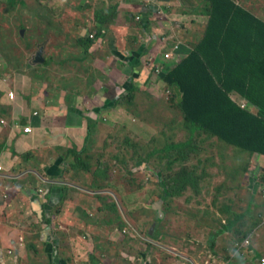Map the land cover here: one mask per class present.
Segmentation results:
<instances>
[{
	"label": "crops",
	"instance_id": "0c3cea01",
	"mask_svg": "<svg viewBox=\"0 0 264 264\" xmlns=\"http://www.w3.org/2000/svg\"><path fill=\"white\" fill-rule=\"evenodd\" d=\"M108 1L78 0L71 4L75 13L64 6V13L58 19L36 9V21L32 23L31 38H28L36 49L23 48V32L21 39L12 40L20 47L21 55L15 56L21 59H11L12 68L3 66L0 69V73L6 69L16 72L9 82H0V264H153L157 259L166 264L158 249L181 254V248L162 245V236L150 233L160 245L156 250L152 249L156 256L153 258L150 256L152 244L135 246L125 238L130 235L128 229L113 230L119 217L118 213L112 212V201L117 198L115 195L118 196L119 186L114 184V179L94 178L93 174L73 168L74 158L69 155V150H72L71 144L79 148L85 145L90 118L99 121L103 127H110L115 136L119 130L116 126L123 125L141 137L137 130L148 126L152 120L158 123L157 115L162 110L164 115L171 116L167 104L170 88L163 75L201 41L209 3L205 0H118L117 14L104 24L95 20L93 8L108 5ZM243 7L252 12L249 7ZM91 34L94 37L92 41L87 40L86 45L78 42L79 37H90ZM41 45L44 46V61L33 63ZM77 47L84 49L78 52ZM167 54L171 55L170 59L166 58ZM9 56L11 58L12 53ZM53 58L62 63L55 65ZM21 61L31 68L19 72L17 65ZM41 64H45L44 67H39ZM20 73L29 75L31 82L25 77L20 80L17 76ZM151 86H157V91L165 89L162 94L153 91L150 94L157 100L164 97L166 108L158 114L148 109L150 116L143 117L139 110L141 98ZM10 93L14 94L13 99L9 97ZM124 99H127L126 103H123ZM129 99L135 100L133 109ZM238 101L246 104L244 99ZM108 112L120 120L112 121L105 115ZM126 115H131V120L117 124ZM168 117L161 119L165 122ZM136 124L140 126L134 127ZM25 126H30L32 132L25 133ZM168 133L175 134L171 130ZM177 137L181 135L177 134ZM206 142L210 147L213 144L222 148L216 138ZM93 145L96 147L97 141ZM79 148L78 152H82ZM213 158L207 167L208 183L217 185V178L222 175L220 184L225 187L230 178L219 170L225 165V158L217 150ZM240 160L233 167L244 175L232 190L234 194L223 197L227 203L225 208L229 209L225 214L227 217L212 208L213 217L215 213L216 217H224L223 220L233 218L241 226L253 222L246 228L250 234L242 241L252 243L238 252L241 256L238 260L240 264H260L264 260L259 244L260 237L264 238V198L261 193L264 156L255 154ZM215 168L219 172H215ZM99 186L111 188L100 190ZM64 187L81 195L70 192L64 203ZM236 192L241 196L240 200H236ZM104 194H110L113 200ZM122 199L130 204L127 195ZM105 200L112 209L106 214L101 207ZM231 201L239 204L238 208L244 207V211L230 215L228 204ZM160 215L162 218L164 213ZM105 216H116V222L107 221ZM223 224L227 223L223 221ZM160 260L158 264H162ZM190 264L200 262L192 260Z\"/></svg>",
	"mask_w": 264,
	"mask_h": 264
},
{
	"label": "rangeland",
	"instance_id": "374dc122",
	"mask_svg": "<svg viewBox=\"0 0 264 264\" xmlns=\"http://www.w3.org/2000/svg\"><path fill=\"white\" fill-rule=\"evenodd\" d=\"M117 1L118 0H109L108 2H106L108 3V5L99 6L98 8H93L95 20H96L97 12L107 13L109 11L107 18L112 17L114 11L117 14V11L119 10ZM236 1L240 2L241 5L245 6L246 8L249 7L252 10V12L258 14L261 18L264 19V0H236ZM75 3H78V0H66L65 8L68 7V9L72 11V7H73L72 5H74ZM36 6L37 5L35 3V0H0V30L3 33V34L0 33V69L3 66L12 68L11 59L13 60L21 59L15 56L16 54L21 55V50H19L20 47H17L18 45H16L15 42H13L12 40L15 41L21 39L20 36L23 37L21 34L22 32H24L23 33L24 44L26 45V46L24 45L23 48L32 49V51L36 49V47H32V45L34 46V44L31 43V41L28 39L29 37L31 38V29L33 28L32 23L36 21L34 13L35 11H37L36 9H38L40 12L45 14L43 9L38 8V6L37 7ZM89 10L92 12L91 8ZM72 12L75 13L74 11ZM45 32L46 30H44V34ZM25 34H27L28 36L26 37ZM8 37L11 39H8ZM125 39L128 41L129 37L126 36ZM6 42L8 45L5 44ZM128 45L129 46L131 45L130 41L128 42ZM12 48H15L16 51L10 52ZM83 49L84 48L77 47L78 52L82 51ZM73 52H76V49H74ZM11 53L12 56L10 58L9 55ZM168 55L170 57L167 59H170L171 55L170 54ZM46 58L49 62L50 58L48 57L47 53H46ZM54 58L52 60L55 62V65H57L58 63H62V60L59 62L57 61V59ZM22 61L17 65V69L19 72H24L27 71V69L31 68L28 63L25 62L22 63ZM44 65L41 64L39 65V67H44ZM4 72H9V73H4ZM4 72L0 73V82H2L3 84L5 82H9L16 73L12 70L7 71V69L4 70ZM160 72H162L161 69ZM17 76L20 80L23 79V77H25L28 82H31V78L27 74L20 73L17 74ZM6 88L9 89L8 87ZM157 88H158L157 86H151V89L150 90L147 89V91L144 92V96L141 98V105L139 110L143 117L150 116V113H148V109L153 111L152 112L153 114H158L159 110L166 108V100L164 97L163 98L160 97L157 100L153 95L150 94V91L159 94L165 92V89L161 91H157ZM126 102L127 99H124L123 103ZM129 102L131 104L130 107H132L133 109L136 106L135 100L129 99ZM137 105L139 107V103H137ZM163 112L164 111L162 110L161 114L157 115L158 123L152 120V122L148 126L145 125V127L143 128L140 129L137 128L138 129L137 133L140 132L141 137H138V135L135 136L134 135L135 131L128 129L126 126L119 125L116 126L119 129L117 130V133L120 135V138L117 139L115 136V132H113V130H110V127L106 125L103 127L101 123L97 121L95 123V128H93L92 130L91 135L87 133L85 137L86 138L85 145H83L82 148L81 147L79 148L77 145H73V144H71L70 147L74 149L76 152H78L77 148H79V150L82 151V153L80 154L81 159L84 162H86L87 165H89L91 176L93 172L99 169L97 171V176H100L99 178L105 180L106 174L104 171L105 169H107V166L111 167L112 170L110 173L113 174H111L112 178L110 177V180L114 179L112 180L114 184L116 183L115 182L116 177L125 176V173L128 172L124 166L131 167V172H128L129 182H126V185H119L118 183H116V185L119 186L118 196L115 195L117 198H114V201H112L113 203L112 206L114 207L116 203V206L118 210H120V212L112 211V209H110L111 207H109L110 203L108 202V200L102 201V206H101L105 214L108 211L118 213L116 214L117 217H119L118 224L117 226H114V228L112 227V229L113 230L119 229L120 231H124V229H128L130 235L129 237H125L127 241L133 242L135 246L138 244L141 245V243L152 244L150 248V256L154 258L156 256L154 255L153 250H156L157 247H160V245L159 243H157L152 239V236L153 235L156 236V234L158 236H162V238H160V240L162 241L161 242L162 245L164 244L168 247L178 246L179 248H181V249L178 248L181 251V254L178 252L177 254L174 251H171L170 249L167 250L158 249L160 252L159 254L162 257L164 256L163 260L165 261L166 264H190L192 263V260H194L195 262L199 261L200 264H235V263L240 264L239 263L240 260H238V257L241 258V256L238 255V252L244 247V243L237 241L239 239L236 238L234 232L236 233L237 231L247 232L248 229L246 228H250L253 225V222H250V224L248 223L244 224L243 226H241V223L237 224V226L233 228L234 232L228 231L226 233L217 235V233H219L218 231L222 229V225H223L222 220L224 219V217H219V216L216 217L215 213L213 217L214 211H212V208L215 211L217 210L218 212L219 211L221 212L227 206V203L223 201V197L226 195L230 196V194L233 193L236 184L240 181V179H242L244 175L243 172L241 173V171L240 173H238L237 168L233 167V164H236L239 161V159L241 160L248 159V157L251 154L243 150H240L238 148L227 145L226 143L216 139L222 144V148L220 149V147H218L217 145L216 146L212 145L210 147L209 144V147L204 149L202 148L203 150L200 156H197L196 154L192 155L191 164L193 166H198L201 160L203 161L204 166L209 168L212 161L214 160L213 158L214 152L216 150L219 151L220 153H222V155L225 158L224 159L225 165L220 166L219 170L220 173H223V175L226 176L228 179L230 178L228 181V184L230 186L229 185H226L225 187L221 186L222 184H220L221 182L220 180L222 178V175L217 178L218 179L217 185H214L211 182L208 183L207 177L203 176V179L201 180L198 188L189 191L184 198L182 199L175 198L176 199L175 200L173 199V197H171L166 200H163L162 199L163 188L160 186V181H162L163 176L161 175L160 170L156 169L154 166V165H158L159 163L157 162L158 160L157 161L151 160V162L153 161V167H149L146 170H142V166H140L139 169H136L139 164L137 165V163L131 161L132 157L130 155V151L126 153V147L123 145L122 142H120V140H123L125 137L128 138L131 137L133 139V137L135 136L134 137L135 141L140 142L141 144L148 145L151 142V140H154V138L157 137L163 129L168 127L167 125L172 127V129H168V131L174 130L175 133L181 135L182 139L186 140L188 135H185L184 131L186 130L184 129L187 127V124L184 120H182L183 118L181 119L178 116H176L177 115L176 113L170 112L171 116L168 117L169 121L168 119H165L164 122L161 119L162 116H164ZM105 115L109 116L110 119L112 118V121L114 122H118V120H120L115 118V116L109 112L105 113ZM129 120H131V115H126L125 118L119 121V123L117 124H122V122ZM178 121L180 122L177 123L175 126L174 123ZM139 126L140 124L134 125V127H139ZM124 127L127 128V132L124 130ZM94 131H95L94 138H96L97 141L96 147L95 145L93 146L90 145L91 141L92 142L94 141V138L92 137ZM142 135L144 136V138H142ZM145 138L149 140L146 141ZM109 142H112L114 146H112V143L109 144ZM155 144L161 145L163 147L164 146L163 138L159 139L158 143L156 142ZM150 151H151L150 148L147 147L141 148V153L144 156H147V154ZM83 153H85L87 157ZM215 159L218 162L220 161V159L218 160L216 155H215ZM97 162H100L102 164L100 163L97 164ZM206 172L208 174V170ZM215 172H219L218 169L216 170L215 168ZM110 173L108 174L110 175ZM87 176L88 175H86V177ZM99 188L100 190L101 189L103 190V189H110L111 187L99 186ZM75 191L76 190L70 187H64V192L66 196L64 197L63 202L66 200L67 195L70 194V192H74L77 195H81V193ZM104 195H106L107 197L113 200L110 194H104ZM126 195L130 197V204L123 201L122 199V196L124 197ZM235 196H236L235 197L236 200H240L241 196L239 197V194L237 192L235 193ZM117 199L119 200V202L117 201ZM213 200L215 201V204L213 203ZM237 206H239V204H236L235 201H231L228 204V207L232 212L230 215L233 214L239 215L241 212L244 211L245 209L244 207L238 208ZM83 210L85 211V208ZM54 212L56 213L57 211L55 210ZM160 212L164 213V216L162 215V218H160L161 217ZM198 212H200L201 214ZM165 213L167 215H165ZM109 217H106L107 221H110L112 219L113 220L111 221L112 223L116 222L115 219L116 216L111 218ZM231 219L232 221H234L233 218ZM257 222L258 221H256V224ZM153 228H154L153 231L154 233L151 236L150 233ZM211 236H216L214 241L215 242L214 246L211 244V238H212ZM260 238H262L259 241L262 251L261 256L264 257V238L263 237ZM234 247L236 249H234ZM158 260L160 259H157L156 261L154 260L155 263L153 264H158ZM184 260H188L189 262ZM160 261L163 264V261L162 260Z\"/></svg>",
	"mask_w": 264,
	"mask_h": 264
},
{
	"label": "trees",
	"instance_id": "16d2710c",
	"mask_svg": "<svg viewBox=\"0 0 264 264\" xmlns=\"http://www.w3.org/2000/svg\"><path fill=\"white\" fill-rule=\"evenodd\" d=\"M65 1L35 0V3L58 19L64 13ZM205 1L209 3L206 8L208 20L201 41L168 74L163 75L170 88L167 104L172 113L186 122L184 132L188 135L187 139L178 138V133L169 134L168 129L172 127L167 125L148 145L131 137L120 140L126 147V153L130 151L131 161L139 164L136 169L142 166V170H146L158 160V165L154 166L163 176L160 181L163 200L184 198L189 191L198 188L203 176H208V168L203 161L193 166L191 158L194 154L200 156L202 150L209 147L206 142L209 138H216L251 155L264 156V21L236 0ZM108 13H97L96 20L109 23L116 12L110 18H107ZM93 37H79L78 42L86 45V41H92ZM239 98L244 99L246 104L242 105ZM96 122L95 119L88 120L89 135ZM124 130L127 132V128L124 127ZM94 134L95 131L93 138ZM116 138L119 139L120 135ZM162 138L164 146L156 145ZM95 141L96 138L90 145ZM139 147H147L151 151L144 156ZM81 153L69 150V155L74 158L72 167L90 173V167L81 159ZM124 167L131 172V167ZM111 170L109 166L105 169V180L112 176ZM97 171L92 173L94 178L100 177ZM128 172L125 176L116 177L115 182L126 185L129 182ZM113 209L120 212L116 203ZM228 210L224 208L221 215L227 217ZM230 219L222 220L227 224L222 225L217 235L233 231L237 220ZM234 233L240 242L250 234L248 231ZM211 237L213 245L216 236Z\"/></svg>",
	"mask_w": 264,
	"mask_h": 264
},
{
	"label": "built area",
	"instance_id": "2783aa9c",
	"mask_svg": "<svg viewBox=\"0 0 264 264\" xmlns=\"http://www.w3.org/2000/svg\"><path fill=\"white\" fill-rule=\"evenodd\" d=\"M91 37H93V34H91L90 35ZM170 56L167 54L166 55V58H169ZM9 97L11 98V99H13L14 98V94L13 93H10L9 94ZM35 115H37V113H35ZM24 132L25 133H31L32 132V128L30 127V126H25L24 127ZM261 193H262V197L264 198V187H262V189H261ZM244 246H250V242L249 241H245L244 242ZM240 252V251H239ZM260 264H264V260H261V263Z\"/></svg>",
	"mask_w": 264,
	"mask_h": 264
},
{
	"label": "water",
	"instance_id": "95a60500",
	"mask_svg": "<svg viewBox=\"0 0 264 264\" xmlns=\"http://www.w3.org/2000/svg\"><path fill=\"white\" fill-rule=\"evenodd\" d=\"M43 53H44V46L41 45L32 59L33 63L43 62L44 61ZM151 235H153V231L151 232Z\"/></svg>",
	"mask_w": 264,
	"mask_h": 264
}]
</instances>
